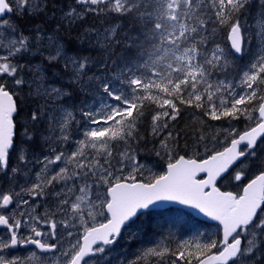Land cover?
I'll return each instance as SVG.
<instances>
[{
  "label": "snow or ice",
  "instance_id": "6c2138e0",
  "mask_svg": "<svg viewBox=\"0 0 264 264\" xmlns=\"http://www.w3.org/2000/svg\"><path fill=\"white\" fill-rule=\"evenodd\" d=\"M258 2L249 24L242 18L252 0H76L79 9L63 14L67 23L88 13L131 15L144 39L139 62L120 68L115 84L88 77L99 82L103 96L98 108L80 112L95 127H86L76 150L66 152L51 145L70 139L76 121L71 101L85 90L89 58L42 23L28 28L18 23L26 16L46 22L49 0H0V50L5 53L0 55V173L12 185L0 193V227L6 232L0 238V264H23L3 255L20 245H34L43 253L59 249L52 264H102L107 246L123 232L133 235L131 230L142 229L145 210L165 201L218 222L219 235L185 240L175 250L157 245L144 256L170 255L175 258L171 264H264V152L258 155V141L264 143V0ZM217 27L227 29V47L215 42ZM115 31L107 29L104 40ZM245 55L248 64L229 79L237 58ZM146 102L158 109L151 127L153 136L160 137L154 154L166 165L161 171L133 148ZM24 103L31 106L21 123ZM182 105L200 109L214 121L245 117L254 126L242 134L226 129L232 138L222 151L205 148L201 158L195 150L192 156L178 155L174 134H161L180 116ZM37 136L51 154L36 155L32 145ZM204 139L201 135L198 141ZM114 143L125 146L119 158ZM249 162L257 163L259 172L240 185ZM36 164L41 167L32 173ZM229 177L238 191L218 186ZM52 197L54 210L37 214L36 201ZM57 213L62 214L59 220ZM37 225H47L49 231ZM58 226L66 230V246L57 238ZM25 227L30 234L23 232ZM30 259L45 264L35 252Z\"/></svg>",
  "mask_w": 264,
  "mask_h": 264
},
{
  "label": "rangeland",
  "instance_id": "374dc122",
  "mask_svg": "<svg viewBox=\"0 0 264 264\" xmlns=\"http://www.w3.org/2000/svg\"><path fill=\"white\" fill-rule=\"evenodd\" d=\"M255 1H256L255 8L250 11L252 15H255L259 8L258 0H255ZM73 7H76L79 9L78 5L72 3L70 7L65 10V12H67L69 9ZM56 16L58 17L61 15L57 14ZM251 16H248V13H246L242 19H247L248 23L252 24L253 23L252 19L249 20ZM76 21H81V20L77 19ZM76 21L75 23H71V24L66 22V24H68L67 26L71 25V27H74V25L76 24ZM18 23L20 22L18 21ZM20 25L22 28H28V26L26 25L23 26L21 23ZM79 25L80 24L78 23V26ZM86 36H89V35H86ZM62 40L66 41L64 40V38ZM85 40L88 42V44L91 41V40L89 41L88 37H85ZM255 47H256V40L254 39L252 43V48H255ZM2 54H5V53L2 50H0V55ZM249 59L250 57L248 55H245L243 60L240 59L239 60L240 68H237L233 77L231 76L229 77V79H236V73H238L241 68H244L245 65L248 64ZM89 62H90L89 70L87 73V77H85V82H86L85 90L80 91L76 95V97L71 101V104L75 105V107L72 110L74 111L76 121H74L71 126L70 139L66 143H60V142L52 143L54 144L53 147H55L58 151L60 150H64L66 152L75 151L77 147L76 141L84 138L83 131L85 130V128L95 127V125H88L86 119L81 115V112H80L81 108H83L84 110L98 108L100 105V97L103 96L102 90L99 87V82L96 81L95 79L88 81V77H100L101 79H112L113 83L114 84L116 83L114 78L118 74V72H114L113 74H111V72L109 71L108 72L101 71L99 68V65L97 63H93L92 59L89 58ZM220 78L222 79L223 76L220 75ZM236 82L238 83V79ZM22 96H24L23 93H22ZM25 106L30 107L31 105L25 103ZM202 115H203V112L201 116ZM252 115L253 117L258 116L257 113H253ZM26 116L27 115H21V114L19 115L21 123L24 122V119ZM242 118L245 119L244 124H247L248 122L252 123L245 117H242ZM77 121L79 123H77ZM220 121L222 120H219V122ZM210 125L211 123H208V126ZM251 126H253V123ZM232 128H234L235 131L239 133L238 132L239 130L238 122L230 118V124L226 125L225 127L218 125L217 133L213 131V135H219L225 138L230 137V136H227V132L225 130L232 129ZM169 131L172 132L173 130L171 131V128L168 127V129L164 130L161 135L166 137ZM211 145H213L212 149H214V151H220V150H223V148L227 146L228 144L223 145L222 142H220L219 140L213 139V141L211 142ZM32 146L33 148L35 147L38 149H46L40 153H36V155L38 156L42 157L45 154H51L48 149L49 145L43 143V141L40 140L39 136L35 137V144ZM124 147L125 146L122 144L114 143L113 144L114 156H117V158H119L117 154L120 151H122ZM260 152H264V143H261V142L258 143V155L260 154ZM147 161L153 162V160H147ZM155 162H157V166L154 168L155 171H161L164 169V164L160 163V161L158 160H155ZM40 167L41 165L36 164L34 167H32V173H35L36 171H38ZM125 171H127V169ZM258 172H259V168L257 167V163L249 162L244 180H248L254 177L256 174H258ZM30 179L34 180L35 179L34 175H32ZM19 183L21 184L24 183V177H20ZM5 184L6 185L4 187V190L9 191L12 188L11 183L8 180H6ZM239 184L243 185L244 183L243 181H241L239 182ZM219 185L224 190H232V191L239 190L238 183L232 180L230 177L224 179ZM46 200H48V202H45L44 200L36 201V203L39 205V207L36 209L37 214H43L46 209L54 210L55 197L46 198ZM151 211L145 212V214H149V215H143L141 217V221H143L142 229L131 230L133 232V235H130L128 232H124L121 239L116 244L107 246L106 259L102 262V264H133V262H135V264H171V262L168 261V259H165V257L161 259L155 256H144V253L147 251V249L156 247L157 245L166 246L170 249L175 250L178 247V245L185 240L191 241L196 238L206 239L209 236H212L213 238H217L219 235V232H218L219 226L217 224L204 223V222L198 221L189 212L185 210L173 207V209H170L169 211H161V212H158V211L151 212ZM61 218H62V214L57 213V215L55 216V219L59 220ZM37 226L40 229L43 228V225H37ZM46 229L47 231L49 230L47 225H46ZM71 230L74 233L78 231L77 229H71ZM159 231L161 233H159ZM23 232L25 234H30L27 227L23 229ZM79 232L82 233V228L79 229ZM57 233H58L57 238L60 239L61 245L66 246L68 243V239L66 237V230L58 226ZM74 239L75 237H73V240ZM33 252H35L37 257L43 260L45 264H52V259L55 256L59 255V249L57 250L56 253H40L37 250L31 249V248L21 249L16 252H12L11 250H9L3 253V255L6 258H19L22 262L24 261L23 263L35 264V261H32L30 259Z\"/></svg>",
  "mask_w": 264,
  "mask_h": 264
},
{
  "label": "trees",
  "instance_id": "16d2710c",
  "mask_svg": "<svg viewBox=\"0 0 264 264\" xmlns=\"http://www.w3.org/2000/svg\"><path fill=\"white\" fill-rule=\"evenodd\" d=\"M76 4V0H49V15L47 21H43L41 17H25L18 20L23 26H31L33 24L42 23L46 30L50 32L55 30L58 35L66 40L74 50L79 52L81 56L92 59L93 63H97L101 71L104 72H118V69L124 67L126 63L139 62L140 48L143 44V32L141 25L131 16H121L117 13H102L93 14L88 13L81 21H76L74 27L67 26L63 14L71 4ZM256 1L252 0V6L248 10V16H251L250 12L255 8ZM68 6V7H67ZM210 12V10H209ZM57 14L61 16H56ZM211 14V12H210ZM249 18V17H248ZM252 19V16L249 20ZM78 23L80 24L78 26ZM212 21H209V27H212ZM115 27V35L109 36L108 41H105L103 34L107 29ZM94 30V31H89ZM97 32L101 33L97 36ZM67 34V35H66ZM89 35V36H86ZM85 37L89 38L90 43L85 40ZM215 42L220 43L222 47L229 45L227 38V29L223 27H217L215 34ZM95 45V46H94ZM213 45L209 44V47ZM239 60L237 59L234 65V69L229 77H233L239 66ZM80 91L78 90L73 99ZM21 97L22 94H21ZM23 111L21 115H27L28 107L24 104L20 105ZM181 114L176 121H170L169 127L176 137V153L178 155L192 156L195 152L198 153L197 158H201L206 155L205 148L209 151H214L211 142L213 139L219 140L223 145H227L232 137H222L219 135H213V131L217 133V127L230 124V118H223L222 121H214L209 117L202 114V110L195 109L186 105H182ZM145 116L137 125L138 142L133 144V148L139 150L138 154L143 160H158L160 163L166 166L164 161H161L159 157L155 156V151L160 149L158 139L160 137H154L151 127V116L158 109L155 105L145 104ZM233 121V120H232ZM245 119L240 118L236 120L238 122V132H242L252 125L248 122L244 124ZM208 123H211L208 126ZM203 135L205 139L198 141L199 136Z\"/></svg>",
  "mask_w": 264,
  "mask_h": 264
},
{
  "label": "flooded vegetation",
  "instance_id": "af4514ba",
  "mask_svg": "<svg viewBox=\"0 0 264 264\" xmlns=\"http://www.w3.org/2000/svg\"><path fill=\"white\" fill-rule=\"evenodd\" d=\"M18 119L20 120V118L18 117ZM22 136H23V131H22V129H19V138H22ZM53 145L54 144H52L51 146L53 147ZM32 148H33V146H32ZM49 149V148H48ZM33 150L35 151V153H40V152H42L43 150H46V149H38V148H33ZM13 166H15V162H13ZM7 179L3 176V174L2 173H0V193H2V192H7V191H5L4 190V187H5V181H6ZM3 181V182H2ZM11 190V189H10ZM16 190L17 191H19V188H16ZM45 201V200H44ZM45 202H48V200H46ZM170 209H173V207H167V208H165V209H162V210H152L151 212H153V211H158V212H161V211H169ZM25 219H26V217H25ZM41 230L42 231H44V232H48L47 231V229H46V225H43V228H41ZM124 233V232H123ZM123 233H122V235H123ZM159 233H161L160 231H159ZM159 236H161V235H159ZM122 237V236H121ZM121 237L117 240V242L121 239ZM0 238H6V232H5V230L2 228V227H0ZM45 239H48L47 237H45ZM49 242H54V241H52L51 239H49ZM116 242V243H117ZM115 243V244H116ZM28 248H31V249H34V250H37L38 252H40V253H43V252H41L39 249H37L36 248V246H34V245H20V246H18V247H16V248H14V249H11V251L12 252H16V251H19V250H21V249H28ZM165 259H168V261H170L171 262V260L172 259H175L174 257H171L170 255H166L165 256ZM24 262V261H23ZM23 264H27V263H23Z\"/></svg>",
  "mask_w": 264,
  "mask_h": 264
},
{
  "label": "water",
  "instance_id": "95a60500",
  "mask_svg": "<svg viewBox=\"0 0 264 264\" xmlns=\"http://www.w3.org/2000/svg\"><path fill=\"white\" fill-rule=\"evenodd\" d=\"M228 43H230L229 41H228ZM244 132V131H243ZM242 132V133H243ZM241 133V134H242ZM259 142V141H258ZM223 191V190H222ZM169 206H179V207H182V208H185V209H188V210H190L196 217H198V218H200V219H202V220H205V221H208V222H216V221H212L210 218H208V217H206V216H204L202 213H199L198 212V210H195V209H192V208H190V207H188V206H186V205H181V204H179V203H177V202H168V201H165V202H159L158 203V205H156V206H153L151 209H164V208H167V207H169ZM151 209H149V210H151ZM145 211H148V210H145ZM218 223V222H217Z\"/></svg>",
  "mask_w": 264,
  "mask_h": 264
},
{
  "label": "bare ground",
  "instance_id": "6f19581e",
  "mask_svg": "<svg viewBox=\"0 0 264 264\" xmlns=\"http://www.w3.org/2000/svg\"><path fill=\"white\" fill-rule=\"evenodd\" d=\"M28 27H30V26H28ZM63 39V38H62ZM95 46V45H94ZM145 215H149V214H145Z\"/></svg>",
  "mask_w": 264,
  "mask_h": 264
}]
</instances>
